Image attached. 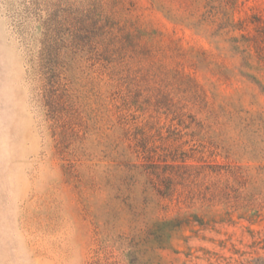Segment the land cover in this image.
Listing matches in <instances>:
<instances>
[{
    "label": "rangeland",
    "instance_id": "1",
    "mask_svg": "<svg viewBox=\"0 0 264 264\" xmlns=\"http://www.w3.org/2000/svg\"><path fill=\"white\" fill-rule=\"evenodd\" d=\"M0 264H264V0H0Z\"/></svg>",
    "mask_w": 264,
    "mask_h": 264
},
{
    "label": "trees",
    "instance_id": "2",
    "mask_svg": "<svg viewBox=\"0 0 264 264\" xmlns=\"http://www.w3.org/2000/svg\"><path fill=\"white\" fill-rule=\"evenodd\" d=\"M209 9L203 15L202 22H205L209 16L216 17L217 9L213 6H207ZM222 16H226V14H222ZM231 23L229 18H226V26L231 27ZM232 27H234L232 25ZM60 26L57 24L53 19H48L47 23L44 24V33H43V40H42V49L38 58V66L43 76L50 75L52 76L53 80L57 79L60 74V57L61 49H62V42L59 36L60 33ZM51 78V77H50ZM52 82V81H51ZM55 84V83H53ZM53 84H49L52 88H55ZM48 85V84H47ZM54 91V92H53ZM48 91L49 98H48V107L49 112H55L56 108L60 105V99L55 90ZM154 187V186H153ZM155 189L158 194H160V188L155 186Z\"/></svg>",
    "mask_w": 264,
    "mask_h": 264
}]
</instances>
